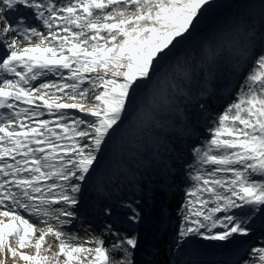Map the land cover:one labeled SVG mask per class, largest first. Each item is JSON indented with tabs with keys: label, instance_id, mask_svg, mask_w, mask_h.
Returning <instances> with one entry per match:
<instances>
[{
	"label": "snow or ice",
	"instance_id": "6c2138e0",
	"mask_svg": "<svg viewBox=\"0 0 264 264\" xmlns=\"http://www.w3.org/2000/svg\"><path fill=\"white\" fill-rule=\"evenodd\" d=\"M214 3L0 0V264H156L139 259L157 247L146 226L164 219L178 182V247L227 246L264 227V0L258 34L241 24L220 36L240 71L234 98L206 130L182 121L160 142L151 189L135 176L117 186L102 169L129 129L162 126L159 109L174 103L165 85L190 71L159 69ZM204 94L189 96L202 112ZM235 264H264V239Z\"/></svg>",
	"mask_w": 264,
	"mask_h": 264
},
{
	"label": "rangeland",
	"instance_id": "374dc122",
	"mask_svg": "<svg viewBox=\"0 0 264 264\" xmlns=\"http://www.w3.org/2000/svg\"><path fill=\"white\" fill-rule=\"evenodd\" d=\"M259 6L260 0H215L206 15L200 18V23L192 37L183 42L175 54L159 69V76L163 77L164 73L170 72L178 61H186L190 71L187 80L178 74L165 85L174 103L171 109L163 106L159 109V121L162 126L150 125L149 129L143 133L136 129H129L122 141H114L112 146L106 150L102 160V169L113 176V184L122 186L135 176L141 182L137 187L143 184L152 185L145 181L142 175L152 171L158 162L156 158L164 155L163 144L160 142L175 140L182 121L193 123L198 130H206L210 124L209 118L214 119L219 111L234 98L240 71L233 67V52L229 51L227 42H222L220 36L225 31L241 26V24L254 27L258 34L262 23ZM173 85L176 86L175 90H173ZM151 87L152 85L149 84L144 90L142 97L138 98V104L140 99H147ZM224 87L229 92L221 102L222 98L218 95ZM201 92L205 93L202 100L207 104L203 112L195 100H189V96H198ZM211 94L213 99H211ZM197 135H200L199 131ZM204 135H207L206 131ZM182 187L183 185L179 182L175 185V192L170 200L172 204L176 199L175 206L168 209L176 225L179 213L174 210L177 202L182 201ZM85 195L90 198L95 194L89 190ZM178 197L181 200H177ZM150 203L151 200H149ZM82 219L76 221L67 230L71 232L80 230ZM170 233L173 234L171 230ZM174 233L178 236V228ZM52 239L49 237V242ZM7 264H12L11 259H8Z\"/></svg>",
	"mask_w": 264,
	"mask_h": 264
},
{
	"label": "bare ground",
	"instance_id": "6f19581e",
	"mask_svg": "<svg viewBox=\"0 0 264 264\" xmlns=\"http://www.w3.org/2000/svg\"><path fill=\"white\" fill-rule=\"evenodd\" d=\"M226 87H224V89L223 90H220V95H223V94H225L226 93ZM4 110H2V112H3ZM142 173V172H141ZM149 175H152V178L154 179L155 178V176L153 175V170L152 171H150V172H147L146 174H143L142 175V178L145 180V181H148V176ZM147 187L149 188V189H151V187H152V185H147ZM174 190H175V188L173 187L170 191H169V193H168V195L166 196V198L162 201L166 206L167 205H169V204H166L167 203V199L169 198V197H171V196H173L174 195ZM172 194V195H171ZM150 211H151V209H149ZM166 213H169L168 212V210H167V212ZM166 219L167 218H165V216H164V219L162 220V221H156L155 220V218L153 217V218H150V222H157V223H159V225L165 230V231H168V229H166L165 228V225H167V224H169L170 223V221L167 223L166 222ZM172 221H173V219H172ZM258 225H259V220H257V223H256V226L255 227H258ZM148 230H154V227L152 226V228H150V229H148ZM198 239H200V238H198ZM201 240V243H199V246L197 247L198 249H202L203 248V246L206 244H208L209 242H207V241H203L202 239H200ZM240 243H236V246H238ZM225 245H223V244H218V243H212V244H210L209 245V247L213 250V251H215V252H218V251H222L225 247H224ZM215 252H213L212 254H215ZM145 255H146V253H141L140 254V260L141 261H144V260H147L146 259V257H145ZM224 255H226V256H228L229 258H232L233 257V254H232V252H230V253H227V254H224ZM214 258H217L216 256H213L212 257V259H214ZM215 262V261H214Z\"/></svg>",
	"mask_w": 264,
	"mask_h": 264
}]
</instances>
